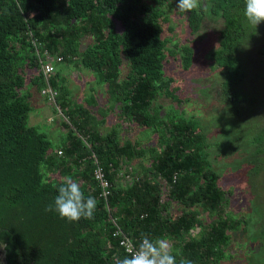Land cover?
Here are the masks:
<instances>
[{"label": "trees", "instance_id": "obj_1", "mask_svg": "<svg viewBox=\"0 0 264 264\" xmlns=\"http://www.w3.org/2000/svg\"><path fill=\"white\" fill-rule=\"evenodd\" d=\"M177 2L0 0V257L4 264H115L128 254L112 234L115 224L110 217L135 246L143 233L167 239L178 264L180 259L218 264L233 244L232 233L243 223L249 225L251 217L236 218L229 211L232 191L220 185L222 175L209 161L214 139L206 136L199 115L181 107L187 99L177 92L181 87L174 84V71H179L176 67L190 70L196 57L191 45L169 46L165 8L176 9ZM207 2L210 13L223 20L219 46L212 53L226 70L222 94L236 103L232 112L242 115L258 94V89L246 85L243 53L251 51L260 36L263 39L264 22L254 27L246 21L245 0ZM178 14L193 34L205 10ZM33 39L51 55H62L59 69L73 66L78 74L88 70L103 86L91 88L96 100L92 96L77 101L62 69L49 76L57 90L58 108L68 118H55L65 129L55 147L31 121V113L38 111L33 98L46 101L40 92L45 81ZM261 45L259 54L264 57V40ZM256 74L264 79V69ZM104 104L115 118L108 132L101 130L107 118L100 114ZM259 104L264 108L263 99ZM245 127L247 138L233 128V139L217 153L226 148L230 154L243 153L238 144L245 142L248 155H262L264 129L253 131L248 123ZM147 129L152 136L144 144L140 132ZM91 152L109 181L107 203L93 176ZM69 176L86 197L96 198L92 219L68 222L47 210L61 180Z\"/></svg>", "mask_w": 264, "mask_h": 264}, {"label": "rangeland", "instance_id": "obj_2", "mask_svg": "<svg viewBox=\"0 0 264 264\" xmlns=\"http://www.w3.org/2000/svg\"><path fill=\"white\" fill-rule=\"evenodd\" d=\"M205 5L207 11H205L198 31L193 34L190 32L184 16L179 15L176 9L165 8L168 23L164 25V28L168 37L172 38L169 46H172L171 44L191 45L195 51L194 58L196 57L195 64L188 71L182 67H176L175 63H172V66L179 69V71H174V84L181 87V92L180 90L177 92L187 99L181 104V107L186 109L189 114L199 115L201 120L198 119L202 122V127H205L202 129L206 136L214 139L210 148L211 155H208L209 161L222 175L220 185L232 191V197L229 199L231 215L236 218L241 215L251 217L248 226L241 222L240 230L232 233L233 244L228 247L225 258L218 264H264V153L248 155L249 149L244 148L245 142L238 144L239 149H244L243 153L230 154V148L217 153L222 144L233 139L231 135L233 128L237 129L242 138H247V135L244 134L246 123L253 131L264 129V108L259 104V99L264 100V79L256 74L264 69L263 62L261 65L258 64L264 59L259 54L264 36L263 39L260 36L261 39L253 42L251 51L244 50L243 62L248 73L246 85L258 89V91L256 90L258 94L252 106L247 107V111L245 110L242 115H236L232 112L236 103L230 102L227 97L224 98L221 90L226 70L219 66L212 57L213 51L219 46V31L223 28V20L220 16L210 13L207 0H205ZM72 67L60 69H62V75L67 78L66 84L72 90L74 98L77 101H83L85 97L91 99L93 96L96 100L95 92L91 91V88L97 86L100 90L103 89V86H99L96 82V75L88 70H83L78 74L77 70ZM33 102L36 103L35 110L38 111L31 113V121L46 134L51 146L55 147L61 141L65 129L60 127L56 119L51 120L54 114V111L50 109L51 103L42 101L39 97H34ZM104 106L100 114H102L101 116L107 114V118L105 124L101 125V130L108 132L114 126L115 118L112 111H109L110 107L106 104ZM232 113L234 116L236 115L235 118ZM104 116L106 117V115ZM49 124L51 125L50 129L47 128ZM56 126L60 127V131L55 130ZM140 134L143 143L147 144L152 136L150 130L147 129ZM129 135L134 137L133 132H130ZM225 156L226 160H224ZM243 159H246L247 162H243ZM252 159L254 160L252 161ZM246 226L247 229L243 228Z\"/></svg>", "mask_w": 264, "mask_h": 264}, {"label": "clouds", "instance_id": "obj_3", "mask_svg": "<svg viewBox=\"0 0 264 264\" xmlns=\"http://www.w3.org/2000/svg\"><path fill=\"white\" fill-rule=\"evenodd\" d=\"M207 11L205 0H178L176 9L181 13H190L201 9ZM244 16L254 27L264 22V0H245ZM58 195L48 211H56L68 222H79L92 219L97 208V200L93 196H85L80 185L65 177L58 186ZM6 247V245H4ZM130 254L123 259H116L115 264H178L177 256L173 254L172 245L164 238H150L141 234L140 242L135 249L127 248ZM179 264H192L191 260L180 259Z\"/></svg>", "mask_w": 264, "mask_h": 264}, {"label": "built area", "instance_id": "obj_4", "mask_svg": "<svg viewBox=\"0 0 264 264\" xmlns=\"http://www.w3.org/2000/svg\"><path fill=\"white\" fill-rule=\"evenodd\" d=\"M33 44L35 46V53L38 57L45 81V86L41 88L40 92L43 95V97H45L46 101L53 104L56 108V111L54 112L53 117H51V120L57 118V119H62L64 121H68L67 116L60 110V108H58V105L56 103L57 90L52 87L49 81V76L52 73L56 72L61 66L63 57L62 55H51L47 49L40 48L38 46L39 43L37 42L36 39H33ZM79 136L85 142V144L88 145L84 137L82 135ZM58 153H61V151H59ZM89 156H90L89 158H91V160L94 163V170H93L94 179L101 188L100 196L104 199V202L107 203V199L111 193L109 188V181L105 177L103 167L99 159L97 158V155L94 152H91ZM110 219L115 224V229L113 230L112 234L114 236L119 237V245L128 255H130L127 252V248L132 247L133 249H135L136 246L133 244L132 240L121 230L115 218L110 217Z\"/></svg>", "mask_w": 264, "mask_h": 264}, {"label": "crops", "instance_id": "obj_5", "mask_svg": "<svg viewBox=\"0 0 264 264\" xmlns=\"http://www.w3.org/2000/svg\"><path fill=\"white\" fill-rule=\"evenodd\" d=\"M33 123H34V122L32 121V124H33ZM60 127H61V126H60ZM60 127L56 126V127H55L56 129H55V130H59V131H60V129H59ZM47 128L50 129V128H51V125L49 124V126H47ZM51 130H52V129H51ZM64 134H65V132L62 134V136H63Z\"/></svg>", "mask_w": 264, "mask_h": 264}, {"label": "flooded vegetation", "instance_id": "obj_6", "mask_svg": "<svg viewBox=\"0 0 264 264\" xmlns=\"http://www.w3.org/2000/svg\"><path fill=\"white\" fill-rule=\"evenodd\" d=\"M0 252H1V250H0ZM0 264H4L3 260L1 259V257H0Z\"/></svg>", "mask_w": 264, "mask_h": 264}]
</instances>
